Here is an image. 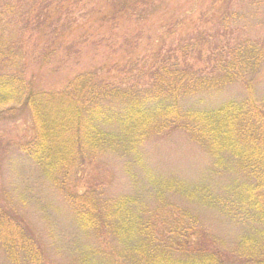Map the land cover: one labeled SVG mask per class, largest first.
I'll return each mask as SVG.
<instances>
[{
    "label": "trees",
    "instance_id": "trees-1",
    "mask_svg": "<svg viewBox=\"0 0 264 264\" xmlns=\"http://www.w3.org/2000/svg\"><path fill=\"white\" fill-rule=\"evenodd\" d=\"M16 1L17 10L9 0L0 7V108L27 113L33 129L22 151L63 193L75 226L97 242L76 250L75 264H264V94L256 88L264 11L248 0H194L175 19L172 41L157 38L159 51L133 83L108 82L93 70L45 89L14 70L22 52L9 25L20 23L29 38H43L29 53L39 66L55 58L66 64L75 60L68 51L72 44L60 50L56 41L75 22L70 9L81 0H36L33 14ZM103 3L104 15L115 22L126 13L143 22L158 10L149 0ZM218 5L219 13L212 9ZM193 17L194 28L179 35ZM233 84L243 89L242 98L208 101ZM173 132L205 151L209 165L202 184L189 189L177 177L148 178L144 194L116 198L70 187L71 177L102 155L139 159L146 141ZM166 193L174 201L166 203ZM153 197L163 206L150 205ZM193 202L218 210L232 236L203 232ZM172 206L174 216L165 210ZM0 248L11 264L46 260L39 238L8 203H0Z\"/></svg>",
    "mask_w": 264,
    "mask_h": 264
},
{
    "label": "rangeland",
    "instance_id": "rangeland-1",
    "mask_svg": "<svg viewBox=\"0 0 264 264\" xmlns=\"http://www.w3.org/2000/svg\"><path fill=\"white\" fill-rule=\"evenodd\" d=\"M9 1L15 4V10L21 7L16 0ZM35 1L21 0L28 14H33L32 5L38 3ZM149 1H155L158 10L143 22L135 21L134 14L130 16L128 13L118 18L117 22L110 21L104 15L106 7L103 0H81L77 6H73L70 10L75 22L70 30L62 31L56 41L60 50L72 44L68 51L70 56H75V60L66 64L55 58L39 66L35 57H30L29 53L33 42L39 41L43 45V38L38 39L35 34L29 38L30 31L20 29V23L12 22L9 25L10 35L17 40V46L22 52L14 70L26 79L34 78L35 83L45 89L60 88L78 72L93 70L108 82L124 85L133 83L141 76L139 69L149 65L159 51L161 43L157 38L162 36L165 43L172 41L175 19L186 12L194 0ZM247 2L264 11V0ZM2 3L3 0H0V7ZM212 9L219 13L222 7L218 5ZM195 21L194 17L185 20L177 30L178 34L191 31L194 28L192 22ZM164 32L168 34L163 36ZM258 33V36H262L264 30L259 27ZM257 80V94H264V61ZM243 96V89L233 84L215 93L208 101L216 103ZM11 105L12 102L8 103L6 108ZM32 129L27 113L17 115L14 109L0 108V203L12 206L39 238L46 254L43 264H75L76 250L83 248L81 246L86 243L97 242L94 236L89 237L86 231L75 226L71 208L64 200L63 193L44 178L40 169L22 151V144L30 139ZM138 152L139 159L134 160L132 157H118L119 154L113 152L102 155L79 176L73 175L70 187L93 188L104 196L116 198L127 193L144 194L148 178L164 180L177 177L191 189L202 184V175L209 165L205 151L178 132L164 137H152L140 146ZM171 198L174 196L166 193V203L174 201ZM150 205L161 207L163 203L153 197ZM191 207L203 232L222 239L228 235V231L232 232L219 216L218 210L207 209L198 202H193ZM167 209L174 216V207ZM167 232L164 235L170 236ZM231 236L232 233L226 240ZM0 264H11L1 248Z\"/></svg>",
    "mask_w": 264,
    "mask_h": 264
}]
</instances>
